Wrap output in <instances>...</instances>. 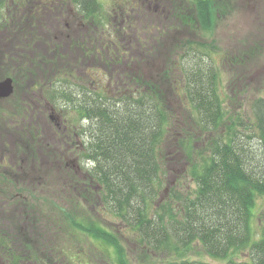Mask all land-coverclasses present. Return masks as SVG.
<instances>
[{
    "label": "trees",
    "instance_id": "1",
    "mask_svg": "<svg viewBox=\"0 0 264 264\" xmlns=\"http://www.w3.org/2000/svg\"><path fill=\"white\" fill-rule=\"evenodd\" d=\"M214 3L169 0L162 17L153 8V18L145 22L147 8L139 0L137 7L145 13L141 25L155 29L156 41L130 38L134 63L114 62L115 56L102 49L108 42H99L101 57L96 59L111 66L122 85L123 92L113 96L100 87L93 90L80 73L92 67L85 62L86 52L95 51V45L82 49L80 60L78 32L67 31L59 40L51 32L72 7L82 20L84 40L92 42L104 30L129 38L131 31L120 22L104 24L99 0H0V79L9 76L14 84L7 97L14 99L12 110L0 109V150L18 155L16 171L0 155V264L60 258L61 264H70L65 247L56 242L78 234L114 247L117 264H127L119 237L90 217L96 205L123 221L140 254L146 253L145 264H211L203 256L224 264H264V210L256 228L252 219L256 197H264V169L258 167L264 165V96L248 102L252 121L246 124L241 113L228 115L225 100L230 99L222 92V68L256 53L240 50L234 60L227 56L217 62L213 48L199 41L160 42L165 31L159 27L209 29ZM145 65L144 72L135 69ZM43 99L69 122L77 116V133L86 138L80 170L64 167L57 137L49 140L40 127ZM13 116L25 121L10 150L5 139L10 140ZM28 117L38 128L33 120L28 125ZM244 130L261 143L262 162L240 143ZM31 197L48 200L50 209H40ZM195 246L201 250L197 260L189 257ZM158 255L161 261L154 263Z\"/></svg>",
    "mask_w": 264,
    "mask_h": 264
},
{
    "label": "rangeland",
    "instance_id": "2",
    "mask_svg": "<svg viewBox=\"0 0 264 264\" xmlns=\"http://www.w3.org/2000/svg\"><path fill=\"white\" fill-rule=\"evenodd\" d=\"M49 1V0H47ZM128 0H99L101 3V7L103 11L101 13H106L104 17L105 20H102L104 24H110V22L113 20L115 22H120V18H116L113 15V12L115 8L121 7L123 2H126ZM139 1V0H135ZM173 1V0H172ZM56 2H60V0H56ZM214 3L213 7V13L215 14V18L213 23H211V27L209 29L203 30L199 26L197 27L198 29L195 30V32H192L188 29L190 28H184L187 30H169L166 28L163 30V28L159 27V31H165V33H162L161 37V43L165 39L167 43L172 44V42L175 44V42H179L180 40H185V38L190 39L191 41H199L203 43L204 45H207L208 47H212L213 51L215 52V59L217 62L222 61L221 57H229V61L234 60L232 58V55H236L238 51H245L249 52L250 49H254L253 52L256 53L255 57H244L241 61L238 59L237 63H230V65L225 66L223 71H225V76L224 80L222 83L224 94L226 96H229V101L225 100V104H228L229 106V113L228 115H234L236 113L240 114L246 124L251 123L252 119H250V110H249V105L248 102L250 101L251 98L257 97V96H264V0H212ZM171 3V2H170ZM173 3V2H172ZM217 3V4H216ZM219 3V4H218ZM143 4H145L144 9L147 8V13L146 15L148 16L145 18L143 15L144 10L142 11L140 8L137 7L136 3H131L129 7L127 6L128 11L132 10L130 12L129 18H135L136 19V24L134 26L138 27L140 30H144L146 37L149 39L148 41L154 42L156 41V37L152 39L149 35L154 36L156 32H154L155 29L145 27L141 25L142 20L145 18L146 20H149L150 18H153L151 15V10L156 11L157 14L162 17L163 13L166 12V7L169 4V0H162L158 2H152L149 3L146 6L145 1H143ZM72 8V7H70ZM151 8V9H150ZM72 11H75L73 8L71 9ZM71 10L64 12L61 16V27L55 28V30H51L53 33L52 35L55 36L54 39H58L61 35H64L68 32H78V41L79 44L80 41H82V46L81 49L88 50L90 48L88 43L94 44L95 50L97 49L98 52L100 50H105L107 56L114 55L115 58L113 61H124L128 60L130 63H134V58H130L129 54H126V56H119L115 55V51L113 50L114 48H108V45L104 48H99L101 44L99 42L101 41L100 38H108L110 36L107 35L106 30L102 33L100 37L95 35L94 39L95 41L90 42L87 39L84 40L83 35L84 31L80 29H77L73 31L71 28H73L74 24H72V21L75 20L74 17H78L77 14L73 16L74 13L71 12ZM77 12V11H76ZM61 15V14H60ZM158 15V16H159ZM102 17V18H103ZM107 19V20H106ZM110 21V22H109ZM65 23H68V26H66ZM163 24V21L161 25ZM94 25V24H93ZM96 27V25H94ZM110 29V28H108ZM161 29V30H160ZM72 30V31H70ZM194 30V29H193ZM158 31V30H157ZM87 34L89 31H87ZM98 32V30H96ZM46 33V32H43ZM54 33H56L54 35ZM131 33L132 35L130 38L133 37V32H128V34ZM112 34V33H111ZM161 34V32H160ZM47 35V34H46ZM98 38V39H96ZM130 38L126 37L121 39V41L128 43ZM93 39V40H94ZM151 39V40H150ZM164 47L160 46V50H162V53L165 50V45ZM109 49L106 50V49ZM158 48V47H157ZM175 48V47H174ZM90 52H86L87 60L85 62H89L92 67H83L81 68L82 76L84 79L89 81L91 78L90 76L100 83V91H105L107 88V80L110 77L109 75H115L111 74V66L110 69H107V66H104V64H101V62L95 58H92L93 52H95L92 48H90ZM170 50V49H169ZM92 51V52H91ZM108 51V52H107ZM240 51V52H241ZM82 52L80 51V60L84 58L85 55L82 56ZM84 54V52H83ZM127 57V58H126ZM153 58V57H152ZM157 58V57H156ZM155 59V58H153ZM156 60V59H155ZM152 59L150 60V62ZM228 61V62H229ZM111 63V62H110ZM154 64V62H153ZM152 64V65H153ZM109 66V65H108ZM156 66H159L156 64ZM106 69L107 72L103 71L102 69ZM135 69L144 72V70H148L149 67L147 65L145 66H140L139 68ZM110 71V72H109ZM233 76V77H232ZM125 77V76H124ZM3 79V78H2ZM92 82V80H91ZM94 84H96V81H93ZM14 105V99L11 96V98L3 99L0 100V109L1 110H6V112H10L12 110V106ZM56 107V106H55ZM59 108L56 107V111L59 112ZM247 116V117H246ZM43 117V116H42ZM42 118L40 117V120ZM70 120V117L68 118ZM79 120L77 119V116L72 117L71 121L69 122L70 124H77ZM43 125L45 127L44 134L47 133V136L49 137V140H51V137H56L52 135L51 130L49 128V123L48 121L45 122L43 120ZM250 130H244L241 131V137L239 139L240 143L243 144L242 146L246 148H252V151H254L255 155L254 157H257V160L262 162L263 161V156H262V150L263 147L261 146V143H259L255 137H247L243 133L246 134H251L249 132ZM7 133L3 134V136H6ZM60 137V136H59ZM239 137V134H238ZM254 139V140H253ZM2 138L0 139V144L2 143ZM5 146L10 148L12 147L11 141L6 137L5 139ZM10 150H12L10 148ZM13 156L10 157V153L6 149L0 150V155L5 159L3 161L4 165L12 166L14 168V171L17 170L18 166L16 164V160H14L18 155L15 156L14 151L11 152ZM13 164V165H12ZM264 166V165H263ZM263 166H258L260 167L259 169L263 170ZM63 166H59L58 173L60 174L63 170ZM264 171V170H263ZM262 171V172H263ZM175 178V177H173ZM172 178V179H173ZM189 183V182H188ZM39 183L38 185H40ZM44 185V184H42ZM31 189V188H30ZM40 188H38L39 190ZM256 202L254 206V216H253V226L254 228L257 227V224H260V220L258 219V216L262 213L264 210V197H256ZM31 202H37L40 203L41 208L40 209H50L48 206V200L44 198H29ZM85 204V203H84ZM89 204V203H86ZM85 204V206H87ZM101 205V204H100ZM84 208V207H83ZM94 221L96 222V226L99 228H104L107 230L110 234H115L116 236L119 237L121 246L123 249L124 257H126V262L127 264H145L146 260V253L145 256H143V253L140 254L141 252L138 250L139 246L134 243L132 239L131 233H129L123 225V221L119 220L117 216L113 212H110L109 209L104 208L103 206H94L92 208V212L90 214ZM14 222V221H13ZM57 247L62 248V245L65 247V252L66 255L71 259L70 264H117V258L116 252L114 247L105 245V243L98 241V239L92 238V237H84V235H76L73 239L68 236L67 238L63 239L60 238L56 242ZM32 247V246H31ZM16 251V250H15ZM14 251V252H15ZM201 250L197 246L192 248V250L189 252V257L190 258H201V253H199ZM60 252V251H59ZM162 256L158 255V258L155 259L154 263H159L161 261ZM204 260L211 264H224L223 260L220 259H212L209 258L208 256H203ZM56 260V261H51V263H46L44 264H61L63 261ZM14 264V260L13 263ZM18 264H22L18 262ZM30 264V263H28Z\"/></svg>",
    "mask_w": 264,
    "mask_h": 264
},
{
    "label": "flooded vegetation",
    "instance_id": "3",
    "mask_svg": "<svg viewBox=\"0 0 264 264\" xmlns=\"http://www.w3.org/2000/svg\"><path fill=\"white\" fill-rule=\"evenodd\" d=\"M142 1H145V0H142ZM149 2H151V0H146ZM136 3L138 4V1H135V0H128L126 2H123L121 7H119L118 9V12L114 10L113 12V15L112 16H115L116 18H120V26H126V29L127 31H131L133 32V37L134 38H137L138 40L144 38V42L148 43V38L146 37V34L144 32V30H140L138 27L134 26V24H136V19L135 18H129L130 16V11H128L129 8H127V6L129 7V5H131V3ZM72 8H70L71 10ZM73 16L75 14H77L78 17H74L75 20L72 21V24H74L73 28H71L72 30H74L75 28L77 29H80L81 26H82V20H80V17L78 15V13L75 11H72ZM66 26H68V23H65ZM125 30V31H126ZM71 31V30H70ZM157 34V33H155ZM107 39L102 37L100 38L101 41H104V42H108V48H114L113 50L116 52L115 55H120V56H126V54H129L130 58L133 57V50L130 49V46H131V40L128 41V43H125L127 44L124 48L122 47V44H121V39L119 36H117L113 31H112V34H109ZM152 39L155 38V36H152V35H149ZM132 37V38H133ZM130 38V36H129ZM98 39V38H96ZM151 40V39H150ZM95 41V39L93 40V42ZM81 44H79V51H81L82 53V56L84 55L83 54V50L81 49V46H82V41H80ZM89 45L91 43H88ZM97 53L95 55L92 56V58H95L97 57L98 59H100L101 57V52H98L97 49L95 50ZM127 58V57H126ZM103 71L107 72L106 69H102ZM112 73L111 74H114L115 73V70L111 69ZM110 72V71H109ZM110 77L108 78L107 80V92L110 93L111 95L115 96V94L117 92L119 93H122L123 91L120 90V87H122V85L120 84H117V81H115V77H113L114 75H109ZM83 77V76H82ZM84 78V77H83ZM91 78V80L89 79V82H90V86L92 87V89H97L98 87H100V83L96 80V78H92L91 76L89 77ZM93 81H96L97 83L94 84ZM84 82V81H82ZM86 82V81H85ZM13 83V81H12ZM14 85V84H13ZM12 85V86H13ZM13 90H14V86H13ZM130 92V91H129ZM40 99H42V97H39ZM44 100V99H43ZM27 104H25L26 106ZM45 105V108L42 109L40 111V114H42L41 117L42 119L40 120V127L43 128V130L45 131V127L43 125V120L45 122L48 121L49 123V128L51 130V133L53 136H55L56 134V137H57V145L58 146V153L60 155H62L66 160H67V164L64 165L65 168H71V169H75V170H80V159H79V154L81 153V151L83 150L84 148V141L86 140L85 138V135L84 134H79L77 133L79 128H77V126L73 125V124H70L69 121L67 119H65V117H63L62 112L61 110H59V112L56 111V107L50 103H48L46 100H44V104ZM30 114V112H29ZM34 117V116H33ZM29 120L28 122V125L30 126L31 124V121L33 120V125L35 127H37V122H36V119L35 118H32V117H28L27 118ZM25 121V119L22 117V118H19L17 119V117H14L12 118L11 120V134H10V141L12 143V147H16V143L18 142V139L16 138L17 137V131L20 129V127L22 126L20 124V121ZM87 124V123H86ZM39 127V128H40ZM38 128V127H37ZM40 128V130H41ZM87 128H89V125L87 124ZM36 131V130H34ZM58 134H61V136L59 137ZM64 135V136H62Z\"/></svg>",
    "mask_w": 264,
    "mask_h": 264
},
{
    "label": "water",
    "instance_id": "4",
    "mask_svg": "<svg viewBox=\"0 0 264 264\" xmlns=\"http://www.w3.org/2000/svg\"><path fill=\"white\" fill-rule=\"evenodd\" d=\"M13 83L12 78L7 76L3 79H0V100L1 98H7L13 92Z\"/></svg>",
    "mask_w": 264,
    "mask_h": 264
}]
</instances>
